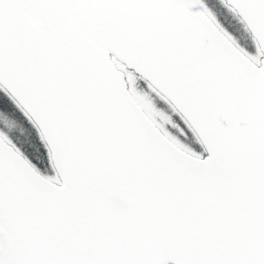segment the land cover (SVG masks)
Segmentation results:
<instances>
[{
	"label": "snow or ice",
	"instance_id": "obj_1",
	"mask_svg": "<svg viewBox=\"0 0 264 264\" xmlns=\"http://www.w3.org/2000/svg\"><path fill=\"white\" fill-rule=\"evenodd\" d=\"M0 264H264V0H0Z\"/></svg>",
	"mask_w": 264,
	"mask_h": 264
}]
</instances>
